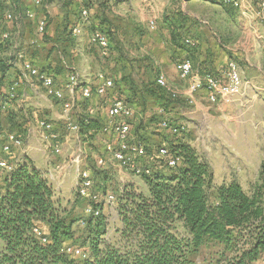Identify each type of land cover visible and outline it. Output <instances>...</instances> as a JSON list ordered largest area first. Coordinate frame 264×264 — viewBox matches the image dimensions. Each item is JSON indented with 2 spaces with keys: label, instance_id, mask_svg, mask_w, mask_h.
<instances>
[{
  "label": "trees",
  "instance_id": "16d2710c",
  "mask_svg": "<svg viewBox=\"0 0 264 264\" xmlns=\"http://www.w3.org/2000/svg\"><path fill=\"white\" fill-rule=\"evenodd\" d=\"M22 1L0 0L2 86L7 70L11 66L9 60L16 59L8 55L9 49L15 46V42L20 45L18 39L22 33L18 28L13 36L3 28L4 12L9 8L11 11H8H13L12 14L18 15L20 19L22 14L23 17L24 15L27 17V10L22 12ZM54 1H63L72 8L73 19L69 17L67 23L64 21V33L72 45L65 49L60 40L54 39L58 35L52 37L48 34L47 25L42 45L51 46L49 54H56L59 64L49 59L46 67L39 68L55 74L65 71L64 60L70 62L67 53L73 51L77 44L73 27L82 22L83 9L90 11L88 22H91L89 27L91 33L100 31L109 40L110 53L106 57H101L98 47L94 45L92 47L97 50L103 62L110 65L111 62L107 58L111 54V49H119L114 44L116 31L107 11L129 0H41L38 5L44 7L45 3L51 4ZM217 2L222 6H231L222 0ZM180 14L182 15V12L177 15ZM177 15L172 19L166 17L163 22L170 30L171 44L189 49L196 48L186 44L185 40L190 36L187 37L182 32L187 24L185 20L178 21ZM4 32L9 33V38L2 37ZM136 34L140 40L144 35L142 32ZM118 47L121 48L120 45ZM22 52L36 64L37 55L29 56L27 51ZM120 53L121 51L119 53L117 51V62H112L115 64L114 68L119 67V72H122V78L115 81L117 88L125 95L126 101L135 107V115L130 120L131 135L148 151L153 147L166 145L179 157V163L175 167H168L165 160L153 164L144 162L145 167H151L150 174L146 172L137 174L131 170L134 175L142 178L148 191L138 192L133 187L121 191L119 214L123 226L122 229L116 230L118 237L115 241H110L105 238L109 225L99 206L94 208L101 210L100 214H90L84 219V229L81 235L77 236L74 225L81 219L61 207L55 200V190L48 178L35 167L32 160L25 157L10 172L3 173L1 178L0 264H199L196 257L201 247L210 244L220 245L222 251L216 253V257L204 259L202 264H262L264 157L258 185L256 184L249 193L236 179L216 184L213 166L199 156L189 140L181 139L175 143L178 145L151 143L147 137V121L151 125L152 122L159 125L166 119L173 127H178V133L185 131L180 128L185 122L175 124L172 121V114L177 109L180 96L172 97L167 89L158 84L157 78L162 72L150 58V63L145 61L138 63L130 59L126 61L122 58L119 60ZM54 64H57V69L53 67ZM140 67L146 69L144 72L156 75L153 78L145 76L138 83L133 80V72L137 69L140 71ZM5 96L9 99L6 92L0 102V114L4 112L3 108L8 101L5 100ZM154 108L155 115L161 116L158 121L153 120L157 119L155 111L152 113L149 111ZM137 113L141 116L137 117ZM105 120L98 114L91 117L88 122L80 121L81 135L89 145L96 146L94 141L98 137L104 141L107 139L102 133ZM13 121L12 117L8 118L9 123ZM88 129L93 132L90 133ZM166 130L172 132L170 129ZM212 190L215 191L214 197L210 195ZM80 240L87 250L85 253L81 251L83 255L76 256L74 251L68 250L71 247L67 242L77 243Z\"/></svg>",
  "mask_w": 264,
  "mask_h": 264
},
{
  "label": "rangeland",
  "instance_id": "374dc122",
  "mask_svg": "<svg viewBox=\"0 0 264 264\" xmlns=\"http://www.w3.org/2000/svg\"><path fill=\"white\" fill-rule=\"evenodd\" d=\"M34 0H30V4L33 6H29L26 4V0L22 1V12L29 11L34 15V18L26 17L22 14V18H18L15 20H5L3 21V28L14 36L17 29L20 28L22 30V33L19 37V44H17V47L12 46V49H9L11 57L15 58L16 51H27L28 55H37L38 59L36 62V65L38 67H46V64L49 59H52V62H58V57H56V54H49L51 49V46L47 44V46H43V37L39 34L37 36V25H38V19H45L46 22H48V31L51 30L55 32L58 36H56L57 40H60L59 42L61 45L68 49L67 47L71 46L72 44L68 40V36L66 33H64V21L67 23L69 20V17L73 19V11L71 10V6L69 4L64 3L63 1H54L51 4H46L43 6H40L38 4H33ZM165 2V4H163ZM123 5L120 7H113L112 10H108L107 13L110 17V19L113 22L114 30L116 31V40L114 41L115 47L119 50L112 48L111 54L109 56V59L111 62L116 61L117 62V51L120 53V58L123 59H130L131 61H136L138 63H145L149 62V58L147 54L144 53V44L146 43L149 48H154V51L159 52L160 54L165 49V46L167 45V41H170V38L165 39V33L167 28L165 27V24L162 20H157L154 22H151L147 24V27L144 25V22L140 17V14L143 13V11H150L151 8H153L154 14L158 19L161 17L172 19L174 15L179 14V12H182V15H177L178 21L181 19V21L185 20L187 26L185 30L182 32L184 35H187L191 37V39L195 42V47L202 45V43L206 42L209 43L211 40H216L222 44H229L233 45L236 43V41L243 37L247 36L249 33L251 42H255L260 44L259 45V52L264 53V23L260 22L256 19L251 20H245L242 16V13L240 10L236 9L233 6H222L220 5L217 0L216 2H213V0H153L152 5H143V6H137L136 2H124ZM160 9L161 11H159ZM10 10L7 8L5 10ZM11 11V10H10ZM8 11V12H10ZM163 11V13H162ZM5 12H4V18H5ZM13 12V11H12ZM10 12V13H12ZM158 13V14H157ZM158 15V16H157ZM18 16V15H17ZM185 17V18H184ZM201 21V22H200ZM205 21V22H203ZM90 23L86 24L84 26L83 33L81 37L82 39L80 42L83 45V49L81 48L82 54L86 55V51L91 52L93 55V62H96V65L98 66L103 65L106 67L107 63L103 62V59H101L98 55L97 50L92 47V44L88 41L90 40L91 35V29ZM247 24L246 27L243 25ZM150 25V28H149ZM153 27V28H152ZM159 28L160 32L163 37H158V39H154L155 41H148L146 35L151 34L155 35L157 29ZM231 28V29H229ZM166 29V30H165ZM145 31V32H144ZM138 32H142L144 34V40L139 41ZM251 32V35H250ZM5 33V32H4ZM258 34V36L256 35ZM160 34V33H159ZM259 34L261 38H259ZM86 35V36H85ZM84 36V37H83ZM79 37V38H81ZM40 38V39H38ZM78 38V39H79ZM37 39V40H33ZM50 39V38H48ZM76 43H78V40ZM86 39V41H85ZM33 40V41H32ZM224 40H227L224 41ZM53 41V40H52ZM145 41V42H143ZM209 41V42H208ZM245 43V38L241 40ZM36 42V43H35ZM166 45H163L164 43ZM75 43V42H74ZM74 45V44H73ZM120 45L121 48L118 46ZM161 46V47H160ZM74 47V46H73ZM77 47V46H76ZM167 47V46H166ZM172 47V44H171ZM148 48V49H149ZM164 48V49H163ZM76 49V48H75ZM74 49V50H75ZM74 50H70V53L68 51V60L73 63L80 64V60L83 59V56L79 60V53L74 52ZM145 54V55H144ZM119 55V54H118ZM259 55V54H258ZM257 55V57H259ZM158 56V55H157ZM161 56V55H160ZM106 59V62H107ZM152 58H150L151 60ZM17 59L9 60V62H15ZM79 60V62H78ZM18 61V60H17ZM153 63H156L153 59L151 60ZM19 63V61H18ZM105 63V64H104ZM176 63V61H175ZM57 64H54L53 67H56ZM157 65V64H156ZM143 66V65H142ZM158 66V65H157ZM11 67V66H10ZM159 67V66H158ZM101 70L102 68L99 67ZM160 68V67H159ZM177 68V67H176ZM115 69V68H114ZM65 70H67L65 68ZM146 70V69H145ZM144 70V71H145ZM244 71L243 75L248 78L253 75L249 74L248 71L245 69H241ZM7 78H9V72L10 68L7 70ZM44 71V70H43ZM118 71V70H117ZM143 69L140 67L137 69V71H134L133 80L136 82H141L143 77H149L151 76L153 78L156 74H151L148 71L144 72ZM160 71L165 74L166 72L164 69H160ZM49 73L48 71H44ZM104 72V71H103ZM154 72V70H153ZM106 73V72H104ZM55 75L56 84L58 87L62 86L64 90L65 98H68V93L65 91V74L66 71H60L55 73H51ZM167 76V74H165ZM180 77V75H179ZM181 78V77H180ZM169 84L173 85L172 87L178 92V95L180 96V92L176 86V82L169 77H167ZM30 85V83H27ZM24 85V87L27 89L28 97L26 99L20 100L21 97H18L19 103H21L22 107H18V111L23 112L24 109H27L29 111L37 110L36 105H39L40 110L44 109L43 105L45 102V99L42 96L41 98L44 100H39L36 98V94L39 96V93H44V87L41 83H38L39 87L36 89H32L28 85ZM118 89V88H117ZM115 89V93H119ZM5 90L3 89V86L0 85V102L3 100V96ZM37 92V93H36ZM121 94V93H120ZM5 99V98H4ZM48 102L47 103H53V104H59L58 101H56L55 98H52L51 96L47 97ZM16 98L12 99V102L9 100L7 103H11V105L15 106L17 103H15ZM188 101V100H187ZM217 101V100H216ZM215 101V102H216ZM60 102V101H59ZM33 104V106H32ZM187 104L183 105H177V109L180 108V110L175 111L172 115L173 123H181V122H187L190 123L189 129L187 131L175 134L172 133L166 129L161 128L159 125L152 122V125L149 124V121L146 122V125L148 127L147 129V137L150 138V142L154 144H161V143H168L171 145H178L175 144L179 142L181 139H187L192 141V123L197 120L193 119L189 115H182L183 111L186 110L189 106H186ZM34 108L29 110L30 108ZM252 107V106H251ZM249 112L252 111L253 107L251 108ZM38 108V107H37ZM259 108V107H258ZM185 109V110H184ZM260 109V108H259ZM150 113L152 111L154 112V115L156 113V110H149ZM159 112V110H158ZM249 112L247 116L249 115ZM62 113V112H61ZM161 113V111H160ZM141 115L137 113V117H140ZM157 119H153L154 121H158L161 116L159 114L155 115ZM150 117V116H147ZM153 117V115H152ZM34 118V117H32ZM139 120V119H138ZM148 120V119H147ZM152 120V119H151ZM193 120V122H192ZM142 121H144L142 119ZM255 123L260 122V117L254 119ZM22 124V123H21ZM216 126L217 123L215 122ZM238 126V125H237ZM234 125L228 126L226 128V134L218 127L217 131L213 134L211 130L207 134V132L203 133L204 139L201 137V140H205L204 146L200 142L196 143L194 140V148L198 152L199 156L206 159L215 170V174L217 177H215V183L220 184L225 180H231L236 179L238 180L243 188L247 192H251L253 190L254 186L256 184L258 185V174H256V170L259 167V163L261 161V147H262V132H261V125L258 127H255L254 124L252 126L248 127H242L240 129L233 128ZM27 130V129H26ZM22 130L23 132H20L21 130H16L15 127L7 126L4 121L0 120V131H3L8 134H18V133H25L24 143L21 148L18 147H11V150L9 152L3 151V145L6 143V139H0V157L5 158V155L12 156L15 158H19L18 160H23L26 155H34L36 153L43 152L45 153V156L51 157H57L58 159L63 160V162L66 159V162L68 161L69 154L71 152H75L77 150V145L79 144L77 139L75 138V135L73 133H69L67 130L59 131L60 135L58 137V141L60 142L61 146V152L57 153L54 151L53 147H46L48 145V141H46V137L48 136L49 132L44 129H37V131L32 132L28 134V130ZM156 130V132H154ZM88 131H93L91 129H88ZM18 132V133H17ZM62 132V133H61ZM66 137H70L71 141V147L68 146V149L66 147L64 148L62 146L63 142L65 141ZM88 138L90 136L88 135ZM101 138L98 137V143L96 146L89 145V142L87 144L85 143V147L87 148L86 151L88 153L87 159H85L80 164L81 167L84 169H87L91 173V186L87 188V194L86 196H82L79 194L77 190V186L74 184V180L67 182L63 186V191L61 193L56 194L55 200L58 201L61 205V207H64L67 209V211L71 212L75 217H79L81 220L76 222L74 225V229L77 232V236H80L83 229H84V222L83 220L86 219L91 212L89 209L93 208L94 206H99L100 209H102V213L107 219L108 223V234L105 236L106 239L110 241H115V239L118 237V233L116 230L122 229V221L121 216L119 214L120 209V203H119V195H121V191L133 187L138 192L147 193L148 188L144 184L142 178L140 176L134 175L131 171L125 170L120 167V165L116 161H110L104 166V167H98L96 164V159L100 153L97 152H103L104 149L102 148L103 141L100 140ZM195 139V138H194ZM52 141V140H51ZM101 141V142H100ZM216 143V145H214ZM192 144V142H191ZM209 146L215 147V150L211 148L207 149ZM98 151H97V149ZM32 153V154H31ZM103 154V153H102ZM72 156V155H71ZM36 159H38L36 164H39L43 166V162L37 157L34 156ZM14 158V159H15ZM42 162V163H41ZM246 163V166L244 167L247 171H244V173L240 177H223L224 172L230 170H239L242 168L244 163ZM74 165V166H73ZM72 174L73 177L77 176V170H76V164H72ZM81 168V169H82ZM104 169V170H102ZM3 173H5V170L0 171V183L2 182L1 178ZM238 173V172H237ZM255 174V175H254ZM2 184V183H1ZM0 184V185H1ZM62 190L60 187L56 189V192ZM58 193V192H57ZM114 194L116 196V200L113 203L108 202L109 195ZM96 195L98 198V203L95 204L93 196ZM210 195L212 197L215 196V191L212 190L210 192ZM101 211V210H100ZM45 230V228L43 227ZM67 244L72 248L71 251H76L75 255H83L82 252L85 253V250H87L84 246H82L81 240L77 243L73 241H68ZM80 251V252H79ZM82 251V252H81ZM222 251V247L220 245H205L201 247L196 260L199 264H202L204 259H210V257H216L218 252Z\"/></svg>",
  "mask_w": 264,
  "mask_h": 264
},
{
  "label": "crops",
  "instance_id": "0c3cea01",
  "mask_svg": "<svg viewBox=\"0 0 264 264\" xmlns=\"http://www.w3.org/2000/svg\"><path fill=\"white\" fill-rule=\"evenodd\" d=\"M35 1L36 0H34V2ZM253 1L254 0H251V2ZM34 2L33 4H35ZM128 2H132V3L136 2L137 6H143V5L150 6L152 5L153 0H129ZM28 4L29 6H33L30 4V0H26L25 6L27 5L28 7ZM163 4H165V2ZM122 5L123 4L115 6V8L120 7ZM158 10L161 11L160 9ZM92 12H93V9L91 13ZM242 16L246 18L245 20L255 19L248 14L246 15L242 14ZM140 17H141L140 20L144 22V25L146 27H147V24L157 21V20L158 21L162 20L164 22L163 18L161 19V17H159L160 19H158L156 17V15L154 14L153 8H151L150 11L148 10L143 11V13L140 14ZM243 26L246 27L247 24H244ZM165 27L167 28L166 25ZM149 28H150V25H149ZM156 32L158 33H155V35H152V36L151 34L146 35V37L148 38L147 40L154 42L155 41L154 39H158L159 36L164 38V35H162L159 28L157 29ZM48 34L52 37H55L57 35L55 34V32L51 30L48 31ZM250 35H251V32H250ZM256 35L258 36L257 33ZM165 36H166L165 39H168V37L170 38V30L168 28L166 30ZM243 37L246 40L245 43L241 41ZM243 37L239 38L236 41V43H234L233 45L224 44V43L221 44L219 42V39L218 41L214 39V40H211L210 42L208 41L209 43L203 42L202 45L198 47L196 46V48L194 49H189L187 47H179L176 45H172L171 47V41H167V45L163 42L164 43L163 45H166L167 47L165 46V49L163 48L164 50L161 54L159 52L154 51V48L153 50L152 48H149V46L145 43L144 49L146 50H143V51L145 54H147L148 57L152 58L154 61L156 60L155 62L160 67L161 70L164 69V71L166 72L165 74H167L166 77H169L175 82L177 80L176 86L180 92V102L178 105L187 104L186 106H189L188 108H186V110L184 109L185 111H183L182 115H189L193 119L197 118V120L194 121V123H192L193 127H192V133H191L192 135L191 139H193L196 143L201 142L204 146L205 140H201V137L204 139L203 133L207 132L208 134L209 131L211 130L213 134V132L215 133L217 131L218 127L221 129V131H223V134L224 132L226 134V131L224 130H226V128H228L230 124L234 125L233 128H238V129L242 127L252 126V124H254L255 127H258L259 125H261V132H262L261 153L262 155H261V161L259 163L260 165L256 170V174H258V177H259V173L261 170V164H262L263 157H264V54L263 52L258 51L260 44L251 42L249 33L247 34L246 37L245 36ZM259 38H261L260 34H259ZM82 39H83L82 37L78 39L79 41L76 44L77 47L74 50V52L77 51L76 53H79V57H80L79 60L81 59L82 56H83V59L80 60V64H77V63L75 64L73 62L72 63L77 67V69L80 72H82L85 75L87 82L94 81L93 75L100 71L106 72V74L110 76L111 78H113L115 81L121 79L122 72L121 71L119 72V67L118 69L117 68L114 69L115 64L113 62L110 61L111 62L109 63L110 65H106V67L100 64L97 66L96 62L92 61L94 55L91 52L86 51V55L82 54L81 48L83 49V45H81L82 43L80 42ZM142 39L144 40V35H142L141 40ZM88 41L90 42L89 39ZM139 41H140V38H139ZM224 41L227 42V40H224ZM257 55L259 57H257ZM186 58H190V60L192 61L195 72L201 75L212 74L223 85L226 83L227 65L230 60H235L237 64L239 65L240 70L245 69L246 71L249 72V74H253V75H251L248 78V76L246 77L245 75H243L244 71L241 70L242 76L246 81V86L244 88V92L240 96L236 97L235 100L233 101H227L224 97L219 95L217 97V101L212 102L209 99L207 90L205 88H202L198 90L192 96L193 104H189L187 101L188 98L191 97V94L189 91V80L180 78L179 71L176 68L178 65L177 62L179 60H183ZM10 65H11L10 67L11 72H9L10 77L7 78L8 76L6 75L4 79V85H3V89L5 90L4 93H6L9 90V86H11L15 82L17 83V87L15 91H16V94H19L18 97H21L20 100L26 99L27 97L28 99H31L32 96L29 98L27 91H26L27 89L24 87V85H26L28 81H25L21 77V69H20V65L18 61L10 62ZM99 67H101L102 70ZM141 68L143 69V71L145 70L144 67H141ZM133 76H134V72H133ZM119 83L121 82H118V84ZM120 91L121 90H119L118 92L120 93ZM42 96H44L43 98L45 99V102L43 105L44 109L40 110L39 108L40 106L36 105L37 110H35L32 107L29 110L31 109H34V110L29 111V113H27L28 112L27 109H24L23 112L18 111L17 108L22 107L21 103H19L18 97L15 100L16 101L15 103H17L16 107L11 105V103L6 102L7 104H5V108H3L4 112L0 114V120L4 121V123H6L7 126L15 127L16 130L20 129L22 131V130L27 129L28 131L35 132L37 131V129H39L40 119H42L43 117H46L50 119L53 123L52 130L55 131L57 135H60L59 131L63 132L64 130H66L65 122L64 120H62V116H61L62 114L61 104L60 103L53 104L50 102L47 103L48 102L47 96H45L44 94H40V93H39V96L36 94V98H38L39 100H44L41 98ZM5 98H6L5 100L8 99V97L6 96ZM8 100L12 102V99H8ZM99 100L100 99L97 96H95L94 100H92L90 103L87 102L86 104H80L77 110H79L82 107L81 110H83L84 114L92 111L94 112L93 115H91L92 117H95V115L99 114L104 117V120L105 119L107 120L108 119V114H107L108 105L102 104ZM251 106L253 107V109L251 112H249ZM154 110H156V108H154ZM177 110H180V108L176 109V111ZM248 112L250 116H247ZM10 117H12L14 120L11 123L8 122V118ZM258 117H260V122L255 123L254 119ZM215 122L217 123V126ZM21 123H22V126H21ZM1 132L5 133L3 131H0V133ZM101 140L103 139L101 138ZM193 140L190 141V144L192 142L191 145L194 147ZM71 141L72 140L70 139V137H66L62 146L68 149V146L69 147L72 146ZM214 145H216V143ZM209 148H211V150L212 149L215 150V147L209 146L207 149ZM72 153L73 152L69 154V158L67 162H66V159L64 162L63 160L61 161V159L57 160L58 156L49 158L48 156H45V153L43 152L36 153L34 155L31 153L32 155H26V157L32 160L35 167L45 174V176L48 178L51 185L53 186L55 190V195H56V194L61 193V191H63V186L67 182L74 180V184H76L77 177L76 176L73 177L74 175L72 174V167H71L72 163L70 161ZM34 156H37L43 162V163L41 162L43 166L36 164V162H38L37 161L38 159H36ZM5 158L8 159L12 167H16V165L22 161V160H18L19 158L8 156L7 154L5 155ZM244 164L245 165H243L242 168H240L239 170L231 169V171L228 170L226 171V173L224 172L223 177H240L244 173V171H247L244 168L246 166V163ZM214 176L217 177L215 174V170H214ZM231 180H225V181L229 182ZM58 187H60V189L62 190L57 191L58 192L57 193L56 189Z\"/></svg>",
  "mask_w": 264,
  "mask_h": 264
},
{
  "label": "built area",
  "instance_id": "2783aa9c",
  "mask_svg": "<svg viewBox=\"0 0 264 264\" xmlns=\"http://www.w3.org/2000/svg\"><path fill=\"white\" fill-rule=\"evenodd\" d=\"M225 4L231 5L238 10H241L243 15H250L256 20L264 23V0H222ZM36 4H40L41 0H36ZM26 15L30 18H34V15L27 11ZM90 11L83 9L82 11V22L78 23L73 27V35L81 37L84 26L88 24ZM19 16L13 15L10 12H5V20H17ZM205 22V21H203ZM47 22L45 19H38L37 33L43 37L46 30ZM2 37L4 39L9 38V33H3ZM186 44L195 46V42L187 38L185 40ZM90 43L100 49L101 57H106L110 53L109 40L100 31H94L90 35ZM17 43L15 42V48ZM264 54V53H263ZM15 58L19 61L21 69V77L30 83V87L35 91L39 87L38 83H41L44 87V95L51 96L55 98L58 103L61 104L62 120L65 122V129L69 133H73L78 141L77 150L72 153L71 163L76 164L77 167V178L76 186L80 195L86 196L87 188L91 186V173L87 169L81 167L85 159L89 156L85 143L88 141L83 139L81 135L80 121L88 122L92 117L94 112L84 114L81 108L77 110L80 104L90 103L97 96L102 104L108 105V119L104 122L102 126V133L107 138L103 141L101 152L97 159L96 164L98 167H104L109 160L116 161L121 168L128 171H135L137 174L146 172L148 174L152 173L151 167H145L144 162L148 163H160L165 160L166 166L175 167L180 159L176 156L166 145L153 147L151 151H148L145 146L137 142L135 138L131 135V123L130 120L133 119L135 115V107L126 101L125 95L120 93H115L117 89L115 80L108 76L103 71L97 72L93 75L94 81L87 82L85 75L80 72L77 67L67 60H64V65L67 70L65 74V91L68 93V98H65L64 90L62 86L58 87L56 84L57 78L51 73L42 71L33 61L25 56L22 51H16ZM16 60V61H17ZM179 75L182 79L189 80V91L191 97L188 98V103L193 104L192 96L200 89L205 88L209 95V99L212 102L217 100V97L221 95L227 101H233L236 97L240 96L244 92L246 86V81L242 76L239 65L235 60H230L227 65L226 71V83L223 85L220 81L212 74H199L194 71L192 61L186 59L177 65ZM27 82V83H28ZM157 82L161 87H164L172 95V97L178 98V92L169 84L168 79L164 73H161ZM19 84V82H18ZM17 83H13L9 86L7 91L9 99L17 98L19 94H16ZM118 90V89H117ZM41 94V93H40ZM60 101V102H59ZM110 101V102H109ZM106 105V106H107ZM162 112V109H160ZM159 126L163 129H170L173 133H178V127H173L169 122L164 119L161 121ZM190 124L185 122L180 128L187 131ZM44 129L49 132L46 137L48 145L46 147H53L54 151L57 153L61 152V144L58 141L59 135L52 130L53 123L50 119L43 117L39 121V129ZM33 131H28V134ZM25 134H8L0 133V139H6V143L3 145V151L9 152L11 147L21 148L24 143ZM52 140V141H51ZM101 140V139H100ZM101 142V141H100ZM98 139L94 141L96 145ZM103 153V154H102ZM143 160V161H141ZM143 162V163H142ZM82 168V169H81ZM13 167L10 165L7 158L0 157V171L5 170V173L10 172ZM97 196L94 195L93 199L95 204L98 203ZM116 200L114 194L109 195L108 202L113 203ZM91 214L99 215L100 210L98 208L89 209ZM41 235V232L38 231ZM46 240V239H44ZM71 251V248L68 249ZM72 252V251H71ZM76 251H74L75 253ZM78 253V252H76ZM264 264V260L262 261Z\"/></svg>",
  "mask_w": 264,
  "mask_h": 264
}]
</instances>
